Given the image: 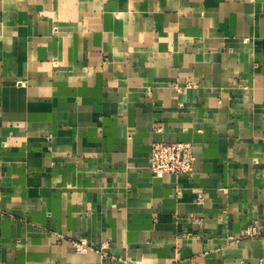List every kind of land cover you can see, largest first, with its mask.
Masks as SVG:
<instances>
[{
  "label": "crops",
  "instance_id": "crops-1",
  "mask_svg": "<svg viewBox=\"0 0 264 264\" xmlns=\"http://www.w3.org/2000/svg\"><path fill=\"white\" fill-rule=\"evenodd\" d=\"M0 264H264V0H0Z\"/></svg>",
  "mask_w": 264,
  "mask_h": 264
},
{
  "label": "built area",
  "instance_id": "built-area-1",
  "mask_svg": "<svg viewBox=\"0 0 264 264\" xmlns=\"http://www.w3.org/2000/svg\"><path fill=\"white\" fill-rule=\"evenodd\" d=\"M196 156L193 143L189 141H160L153 144L150 154V168L154 176L165 174H191L195 169ZM197 201L203 204L206 196L199 193ZM260 230L253 226L248 235H258ZM81 250L91 247L85 240H79Z\"/></svg>",
  "mask_w": 264,
  "mask_h": 264
}]
</instances>
